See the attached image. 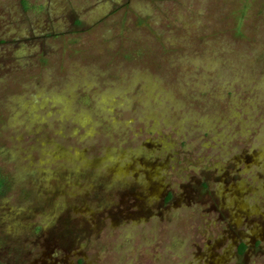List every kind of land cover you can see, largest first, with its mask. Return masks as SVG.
Masks as SVG:
<instances>
[{"label":"rangeland","instance_id":"1","mask_svg":"<svg viewBox=\"0 0 264 264\" xmlns=\"http://www.w3.org/2000/svg\"><path fill=\"white\" fill-rule=\"evenodd\" d=\"M0 264H264V0H0Z\"/></svg>","mask_w":264,"mask_h":264},{"label":"trees","instance_id":"2","mask_svg":"<svg viewBox=\"0 0 264 264\" xmlns=\"http://www.w3.org/2000/svg\"><path fill=\"white\" fill-rule=\"evenodd\" d=\"M6 177L3 176L2 172L0 171V196L4 193L6 189Z\"/></svg>","mask_w":264,"mask_h":264}]
</instances>
